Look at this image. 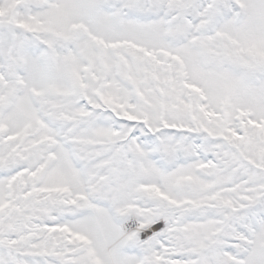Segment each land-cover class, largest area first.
<instances>
[{
	"label": "snow or ice",
	"instance_id": "obj_1",
	"mask_svg": "<svg viewBox=\"0 0 264 264\" xmlns=\"http://www.w3.org/2000/svg\"><path fill=\"white\" fill-rule=\"evenodd\" d=\"M0 264H264V0H0Z\"/></svg>",
	"mask_w": 264,
	"mask_h": 264
}]
</instances>
